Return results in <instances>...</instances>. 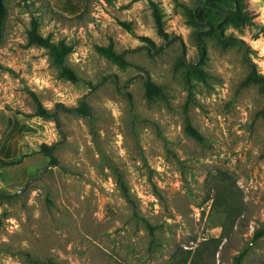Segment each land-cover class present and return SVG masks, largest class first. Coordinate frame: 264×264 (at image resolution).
I'll return each mask as SVG.
<instances>
[{"label":"rangeland","instance_id":"374dc122","mask_svg":"<svg viewBox=\"0 0 264 264\" xmlns=\"http://www.w3.org/2000/svg\"><path fill=\"white\" fill-rule=\"evenodd\" d=\"M6 1L0 157H24L0 164V264H235L243 251L241 264H264V91L247 81L264 74V0L226 3L243 24L199 26L190 11L204 0H87L80 16ZM33 19L71 46L79 80L28 44ZM147 78L162 88L152 98Z\"/></svg>","mask_w":264,"mask_h":264},{"label":"trees","instance_id":"16d2710c","mask_svg":"<svg viewBox=\"0 0 264 264\" xmlns=\"http://www.w3.org/2000/svg\"><path fill=\"white\" fill-rule=\"evenodd\" d=\"M50 6V1L49 0H45ZM204 2H200L196 5V7L191 11H190V15H191V19L192 22L195 23L196 25L199 26L200 22L204 21L206 19V17H213V14H221L224 18V20L226 19L227 21H231L232 23H236V24H243L246 21V18L243 16L242 11L238 8V10H236L235 8L230 9L226 6V3L228 2H235V0H204ZM236 1H240V0H236ZM87 0H85V8L83 9V11L81 13H79L77 16H80L83 12L87 11L88 9V4H87ZM4 3L6 5V17L4 20V24H3V31L5 28V23L7 20V16H8V6H7V1L4 0ZM193 12V13H192ZM154 16H155V21H156V25L158 27V31L160 34H162L166 39L168 37V33L167 31L164 30L163 27V22H162V18L161 15L159 14V12L157 10L154 11ZM229 19V20H228ZM201 30H197V39H198V45L200 47V49H203V44H202V40H201V35L200 32ZM3 34V32H2ZM153 45H156L155 42L153 40H151L150 38H147ZM28 44L32 45H39L42 46L44 48H46L48 50V53L52 59V61L60 68L61 71V75L66 77L67 79L73 80V81H77L79 80V75L77 74V72L67 64L66 62V58L67 55L69 54V52L71 51V46L69 44H67L64 40H59V41H55L52 36L49 35H43L39 32V23L36 19L32 20V25L31 28L28 31ZM100 49L102 50L103 53H105L107 56L116 59L120 62H123V54L122 53H117L115 52L111 47H100ZM247 81L248 82H255L259 85L260 90L264 91V74L258 73L256 70H252L250 72V74L247 77ZM146 83H147V95L148 97L152 98L154 97L155 94L159 93L162 91V88L160 85L156 84L154 81H152L150 78L146 79ZM78 110L81 111L84 114H89V107L87 105V103L85 101H82V103L80 104V106L78 107ZM260 114L264 117V107L259 111ZM36 113L42 116H51L54 115L55 116V112H51L49 109H47L45 106L42 105V103L37 100V110ZM185 131L192 137H194L195 139H197L198 141H203L204 140V136L201 133V131L199 129H197L191 118L189 116L186 117L185 120ZM50 145L48 144H43L42 145V149L44 151H50ZM24 155L17 157V158H11V159H4L2 157H0V164H13V163H18L20 161H22ZM53 162L55 161V159L52 160ZM118 182L120 184V187L123 191L124 196L128 199V200H132L131 198V193L129 190L128 185L126 184V182L124 181V179L121 177V175H119L118 177ZM219 188L216 189V198H214V201H216V203L218 202L219 197H221V192L219 193ZM149 225V229H150V233L152 235V237H154V228L153 226ZM264 234V227H262L261 229H259L256 232V237L261 236ZM245 255V251L241 252L240 254L237 255L236 260H235V264H241V261L243 259ZM194 260V259H193ZM190 261L188 258H184L183 261L180 262V264H195L194 261ZM53 263V262H52Z\"/></svg>","mask_w":264,"mask_h":264},{"label":"crops","instance_id":"0c3cea01","mask_svg":"<svg viewBox=\"0 0 264 264\" xmlns=\"http://www.w3.org/2000/svg\"><path fill=\"white\" fill-rule=\"evenodd\" d=\"M51 7L66 15L80 13L85 7V0H49ZM6 17V5L0 0V39L3 32V24Z\"/></svg>","mask_w":264,"mask_h":264}]
</instances>
